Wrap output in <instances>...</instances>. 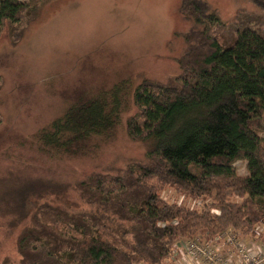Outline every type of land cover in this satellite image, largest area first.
<instances>
[{"label": "trees", "instance_id": "16d2710c", "mask_svg": "<svg viewBox=\"0 0 264 264\" xmlns=\"http://www.w3.org/2000/svg\"><path fill=\"white\" fill-rule=\"evenodd\" d=\"M264 9V0H250ZM39 0H0L5 23L19 24ZM192 27L179 73L167 82L136 86L137 112L128 136L144 145L145 160L115 172H93L74 185L77 202L43 201L45 182L0 190V209L18 236L21 264H167L181 238L214 239L229 228L251 238L264 225V34L238 30L224 46L223 23L205 0H183ZM126 81L109 93L80 100L41 130L45 148L75 155L123 119ZM247 162L249 174L234 169ZM166 187L197 200L203 210L170 203ZM37 199L34 200L33 198Z\"/></svg>", "mask_w": 264, "mask_h": 264}, {"label": "rangeland", "instance_id": "374dc122", "mask_svg": "<svg viewBox=\"0 0 264 264\" xmlns=\"http://www.w3.org/2000/svg\"><path fill=\"white\" fill-rule=\"evenodd\" d=\"M205 1L221 17L217 34L224 46L244 27L264 34V9L252 1ZM182 2L39 0L19 24L5 23L0 36V190L23 180L45 182L42 202L73 204L79 200L74 185L93 172H115L145 160L144 145L128 136L125 121L137 112V85L145 78L167 82L179 73L177 60L192 27L180 11ZM125 81V112L116 129L92 138L75 155L43 146L41 130L72 105L109 93ZM259 135L264 139V132ZM234 169L240 176L249 174L245 160L236 161ZM162 191L166 201L200 211L212 202L172 187ZM9 221L0 210V264H21L17 240L24 223ZM257 231L255 238L240 231L250 249L264 247V225ZM225 248L219 264H235L237 251L231 245ZM186 259L178 252L167 264H193Z\"/></svg>", "mask_w": 264, "mask_h": 264}, {"label": "built area", "instance_id": "2783aa9c", "mask_svg": "<svg viewBox=\"0 0 264 264\" xmlns=\"http://www.w3.org/2000/svg\"><path fill=\"white\" fill-rule=\"evenodd\" d=\"M228 245L237 251L235 264H264V247L250 249L249 245L241 240V232L234 229L210 240L202 234H197L193 238L178 241L172 258H176L178 252H181L184 258H187L185 262L219 264L222 261V249ZM205 260L208 262L205 263Z\"/></svg>", "mask_w": 264, "mask_h": 264}]
</instances>
